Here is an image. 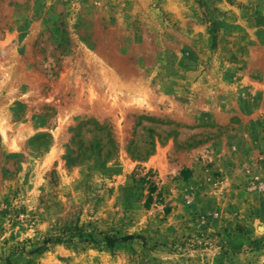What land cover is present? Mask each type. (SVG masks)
Segmentation results:
<instances>
[{"label":"rangeland","instance_id":"rangeland-1","mask_svg":"<svg viewBox=\"0 0 264 264\" xmlns=\"http://www.w3.org/2000/svg\"><path fill=\"white\" fill-rule=\"evenodd\" d=\"M0 264H264V0H0Z\"/></svg>","mask_w":264,"mask_h":264},{"label":"trees","instance_id":"trees-1","mask_svg":"<svg viewBox=\"0 0 264 264\" xmlns=\"http://www.w3.org/2000/svg\"><path fill=\"white\" fill-rule=\"evenodd\" d=\"M64 234H68L70 238H72V237L74 236L73 233L65 232ZM80 234H82V232L79 233V235H78V240H79L80 242L87 243L88 241H87L86 239L83 240L84 236H83V235H80ZM61 239H62V237H57L56 240H55V242H60ZM106 239H107V242H108L109 246H112V245L114 244V242H116L115 239H110L109 237H106ZM70 240H71V241H74L73 238L70 239ZM47 241H48V240H47Z\"/></svg>","mask_w":264,"mask_h":264}]
</instances>
